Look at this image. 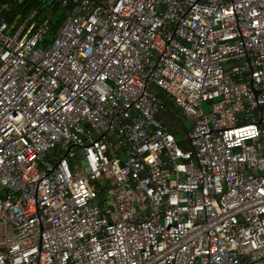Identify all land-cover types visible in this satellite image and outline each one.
<instances>
[{"label": "built area", "instance_id": "built-area-1", "mask_svg": "<svg viewBox=\"0 0 264 264\" xmlns=\"http://www.w3.org/2000/svg\"><path fill=\"white\" fill-rule=\"evenodd\" d=\"M24 1L0 6V264H264V0H38L48 42L37 8L8 20Z\"/></svg>", "mask_w": 264, "mask_h": 264}, {"label": "trees", "instance_id": "trees-1", "mask_svg": "<svg viewBox=\"0 0 264 264\" xmlns=\"http://www.w3.org/2000/svg\"><path fill=\"white\" fill-rule=\"evenodd\" d=\"M8 1L9 0H0V6ZM29 6L37 8L38 11H42L41 17L38 21L46 22L50 25L49 31L46 32L44 37L45 42L50 41L58 25L64 18L63 10L57 4H53L49 10H44L41 8V4L38 0H25L24 3L18 6L14 5L13 7H11V11H8L6 13L8 20H13L16 13L15 11L19 9L22 10L21 15H25L29 9ZM155 92L158 97H160L161 99H165L164 93L160 89L156 88ZM165 104L167 110L163 113L158 114V117L162 118V121L169 126V129L174 134L176 139L180 140V131L176 126V120L173 118V114L178 112V109L170 101H165Z\"/></svg>", "mask_w": 264, "mask_h": 264}, {"label": "rangeland", "instance_id": "rangeland-1", "mask_svg": "<svg viewBox=\"0 0 264 264\" xmlns=\"http://www.w3.org/2000/svg\"><path fill=\"white\" fill-rule=\"evenodd\" d=\"M29 8H33V6H29ZM21 11L22 10H16L15 12L17 13V14H19V13H21ZM176 113H178V112H176ZM176 113H174V114H176ZM184 123H185V125L188 127L190 124H189V121L188 120H184ZM107 199H108V204H110V203H112V198H110L109 196H107Z\"/></svg>", "mask_w": 264, "mask_h": 264}, {"label": "crops", "instance_id": "crops-1", "mask_svg": "<svg viewBox=\"0 0 264 264\" xmlns=\"http://www.w3.org/2000/svg\"><path fill=\"white\" fill-rule=\"evenodd\" d=\"M172 103V102H171ZM173 104V103H172ZM174 105V104H173ZM175 106V105H174ZM176 107V106H175ZM177 108V107H176ZM178 109V108H177ZM179 112V111H178ZM174 118V117H173ZM162 120V118H160ZM175 119V118H174ZM176 120V119H175ZM176 126L178 128V130L180 131V140H181V134H182V128H181V124L179 123L178 120H176Z\"/></svg>", "mask_w": 264, "mask_h": 264}]
</instances>
